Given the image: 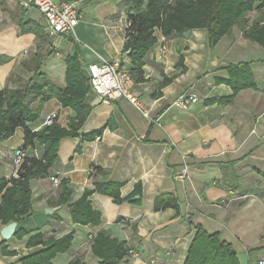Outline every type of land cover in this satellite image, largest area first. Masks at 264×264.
<instances>
[{
  "label": "crops",
  "instance_id": "1",
  "mask_svg": "<svg viewBox=\"0 0 264 264\" xmlns=\"http://www.w3.org/2000/svg\"><path fill=\"white\" fill-rule=\"evenodd\" d=\"M128 6L129 0H83L74 35L51 37L38 10L23 8L19 0H0V55L9 57L0 63V90L11 86V74L22 82L31 78L33 71L23 63L34 64L36 51L41 54L39 72L61 88L64 60L74 53L86 75L88 64L102 60L118 58L129 68L122 51ZM256 16L258 12H250L249 23ZM33 24L43 29L45 41L23 30ZM155 35L157 42L144 58V80L133 86L146 115L124 99L105 104L93 92L87 95L91 110L79 134L104 127L102 133L90 141L61 138L56 164L30 181L31 211L15 227L28 234L17 238L14 231L7 241L0 235V264H20L22 257L40 250L41 245H25L32 234L58 238L70 230L74 234L69 250L57 254L52 264H68L73 258L99 264L91 243L100 229L129 248L115 264H184L196 226L218 232L231 243L240 264L264 262V47L245 39L237 26L212 46L206 29H193L187 38L162 39L159 31ZM161 47L165 51L159 56ZM181 57L182 72L177 66ZM239 63L249 65L255 87L241 89L229 102H218L232 94L228 65ZM164 75L175 77L153 97ZM183 93L194 94L196 101L177 105ZM39 100L31 103L39 111L32 127L40 128L52 116L67 126L74 115L69 107L54 97L41 106ZM23 138L19 127L0 142V179L15 176L13 153L22 148ZM92 165L108 170V179L121 184L122 197L138 183L141 194L114 203L107 195L93 193L91 206L100 211V224H73L68 204L91 186ZM184 166L187 175L178 179L176 173ZM61 179L72 186L63 205L56 203ZM160 195L175 198L179 213L171 207L154 210ZM48 208L54 210L46 213ZM4 226L0 224V230ZM1 243L15 254L3 255Z\"/></svg>",
  "mask_w": 264,
  "mask_h": 264
},
{
  "label": "trees",
  "instance_id": "2",
  "mask_svg": "<svg viewBox=\"0 0 264 264\" xmlns=\"http://www.w3.org/2000/svg\"><path fill=\"white\" fill-rule=\"evenodd\" d=\"M258 12V16L249 23L248 14ZM237 26L245 39L264 47V0H129L126 9L124 25L125 42L123 53L129 58L130 67L127 68L134 82L144 80L143 64L148 51L157 42L155 31H159L164 39L182 36L186 30L206 29L208 41L212 46L221 37L231 32ZM32 31L41 41L46 35L38 25L24 28ZM128 52V53H127ZM41 54L35 52V63H23L29 71H33L31 78L22 82L18 75L11 74L9 83L0 90V142L11 137L17 128L23 129L24 142L22 148L24 156L15 176L0 179V224L7 225L12 221H20L31 211L30 181L43 174L56 164L58 160L59 141L63 137H79L81 141L93 140L100 135L103 128L81 135L79 130L90 113L91 106L87 95L92 92L88 85L86 73L81 69V63L76 53L68 55L65 60L64 88L53 83L47 75L40 73ZM9 57L0 55V63ZM181 72L185 70L182 57L177 62ZM227 83L232 94L218 98V102H229L233 96L244 88H254L255 82L247 63L228 65ZM171 77L163 76L153 97L160 96V88L173 81ZM12 83H18L17 86ZM40 97V106L51 98H56L63 107H69L74 115L69 118L66 127L61 126L55 116L38 129L32 124L38 119L39 111L31 103ZM41 152L37 154V148ZM35 150V152H34ZM80 151V144L76 152ZM108 170L91 166L89 178L91 186L84 189L81 196L68 204L69 215L73 224L99 225L101 213L91 206L90 197L93 193L111 197L114 203H121L128 198L141 194V185L134 186L129 195L122 197L121 184L108 179ZM61 191L57 204H67L72 193V186L67 179H61ZM154 210L166 207L174 208L179 213L176 199L169 195H160L154 201ZM27 232L17 229L14 236L21 238ZM74 230L61 237H45L42 233L28 236L27 247L41 245L37 252L28 254L20 259V264H52V259L59 253L69 250ZM91 249L99 258V264H115L129 253V248L121 241L100 229L92 238ZM3 255H13L1 243ZM68 264H86L73 258ZM184 264H240L231 243L222 239L218 232H207L201 226L195 227L194 237L189 245Z\"/></svg>",
  "mask_w": 264,
  "mask_h": 264
},
{
  "label": "built area",
  "instance_id": "3",
  "mask_svg": "<svg viewBox=\"0 0 264 264\" xmlns=\"http://www.w3.org/2000/svg\"><path fill=\"white\" fill-rule=\"evenodd\" d=\"M83 0H19L20 5L25 9L35 8L44 21V29L51 36L74 35L75 27L82 17L81 3ZM162 39H164L162 37ZM164 47L159 49V56L164 53ZM88 85L99 101L108 104L111 101L124 99L129 102L137 111L146 115L147 111L142 102L133 92L134 79L125 68L120 59L102 60L93 62L86 67ZM194 94H181L176 104L185 107L196 101ZM50 118L47 119V122ZM98 138L97 136L95 137ZM35 152V150H34ZM36 153V152H35ZM24 152L16 149L13 153L15 174L22 161ZM187 175V167H182L177 173L178 179ZM57 183L56 178H52ZM258 264H264L259 262Z\"/></svg>",
  "mask_w": 264,
  "mask_h": 264
},
{
  "label": "water",
  "instance_id": "4",
  "mask_svg": "<svg viewBox=\"0 0 264 264\" xmlns=\"http://www.w3.org/2000/svg\"><path fill=\"white\" fill-rule=\"evenodd\" d=\"M191 30H186L185 32H183L182 36L187 38L190 34ZM128 53V52H127ZM138 198V196H135L134 199ZM53 208H48L46 209V213H49L51 211H53ZM17 225L16 221H12L10 223H8L7 225H5L4 227H2V229L0 230V235L2 237L3 240L7 241L8 239H10L15 231V227Z\"/></svg>",
  "mask_w": 264,
  "mask_h": 264
}]
</instances>
